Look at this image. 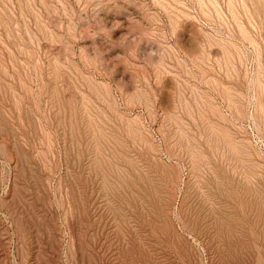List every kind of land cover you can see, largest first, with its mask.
Here are the masks:
<instances>
[{
  "label": "rangeland",
  "instance_id": "rangeland-1",
  "mask_svg": "<svg viewBox=\"0 0 264 264\" xmlns=\"http://www.w3.org/2000/svg\"><path fill=\"white\" fill-rule=\"evenodd\" d=\"M0 264H264V0H0Z\"/></svg>",
  "mask_w": 264,
  "mask_h": 264
}]
</instances>
